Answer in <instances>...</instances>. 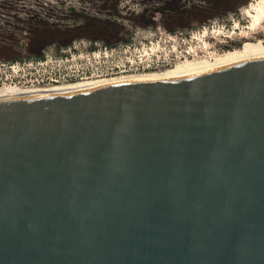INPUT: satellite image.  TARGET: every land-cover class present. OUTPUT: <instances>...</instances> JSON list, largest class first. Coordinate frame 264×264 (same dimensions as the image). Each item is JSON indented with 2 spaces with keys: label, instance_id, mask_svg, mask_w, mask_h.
<instances>
[{
  "label": "water",
  "instance_id": "obj_1",
  "mask_svg": "<svg viewBox=\"0 0 264 264\" xmlns=\"http://www.w3.org/2000/svg\"><path fill=\"white\" fill-rule=\"evenodd\" d=\"M0 264H264V61L0 104Z\"/></svg>",
  "mask_w": 264,
  "mask_h": 264
},
{
  "label": "rangeland",
  "instance_id": "obj_2",
  "mask_svg": "<svg viewBox=\"0 0 264 264\" xmlns=\"http://www.w3.org/2000/svg\"><path fill=\"white\" fill-rule=\"evenodd\" d=\"M163 1L178 4L183 10L207 6L198 0H0V62H42V66H36L22 78H5V74L0 73L1 81L30 85L41 78H62L64 73L84 77L88 72L100 75L88 79H105L195 68L241 58L250 55L247 53L250 45L264 50V21L251 29L248 17L256 0H227L230 10L221 11L205 23H196L192 19L177 23L180 22L177 21L179 14L166 10ZM164 34H170L173 40L165 39ZM150 44L159 46L161 56L176 54L180 60L158 71L114 76H104V72L124 62V56L108 59L100 65L88 60L92 51L104 46L127 45L132 50H142ZM132 56L133 51L126 58ZM77 81L80 80L74 82ZM59 84L66 83L56 85ZM3 87L26 89L36 86Z\"/></svg>",
  "mask_w": 264,
  "mask_h": 264
},
{
  "label": "bare ground",
  "instance_id": "obj_3",
  "mask_svg": "<svg viewBox=\"0 0 264 264\" xmlns=\"http://www.w3.org/2000/svg\"><path fill=\"white\" fill-rule=\"evenodd\" d=\"M248 17L251 19V25H250L251 29L257 28L260 25V23L264 21V0H256V3L251 6V10L248 11ZM247 53H249L250 55L241 58L223 61V62H217L206 66L195 67V68H182V69H174V70H168L164 72H154V73L128 74V75H120L109 78L105 77V79L96 78L100 80L82 79L77 82L72 81L73 83L69 82L66 84H59V85H56L58 84L56 83V84L48 85L50 88L44 86V87H31L26 89H21V88L6 89L3 87L0 88V95H1L0 104L12 103L15 101H21L31 98L47 97L57 94L70 93V92H75L89 88L107 86L111 84L141 83V82L154 81L158 79H166V78L194 75V74H204L212 71L232 68L238 65H246L249 63L264 61V50H261L256 45H250L247 48ZM82 81H86V82H82ZM52 85L56 87H53ZM26 90H30V91H26ZM21 91H25V92H21ZM6 94H11V95H6Z\"/></svg>",
  "mask_w": 264,
  "mask_h": 264
},
{
  "label": "built area",
  "instance_id": "obj_4",
  "mask_svg": "<svg viewBox=\"0 0 264 264\" xmlns=\"http://www.w3.org/2000/svg\"><path fill=\"white\" fill-rule=\"evenodd\" d=\"M199 35L200 33H196ZM165 39L167 40H173V36L170 34H164ZM158 45L153 46V44H150L149 46H146L142 50L134 48L133 50L125 45L121 47H113L108 48L104 46L103 48H100L97 51H92L90 60L94 64L100 65L101 63H105L108 61V59L124 56L125 61L122 62L119 65H115L108 70H105L104 76H114L122 73H139L144 71H155V70H161L162 68L171 67L176 63L177 60H180L176 54L173 55H167L159 54L160 51H158ZM133 51L132 58H126V55H131V52ZM187 55V53H186ZM36 66H42V62H28V63H19V62H12V63H5L0 62V73L5 74L6 76H10V78H22L23 76H26L27 74H30L32 70H35ZM27 73V74H26ZM92 77H100L97 73L91 72L88 75L84 74V77L82 76H76V74L73 73H64V76L61 77H46L41 78L40 80H36V84H30V85H20L19 83H12L10 81L8 84L1 81L0 78V88L3 85H13V86H19V87H27V86H48L51 84L56 83H68L76 80L81 79H88Z\"/></svg>",
  "mask_w": 264,
  "mask_h": 264
},
{
  "label": "trees",
  "instance_id": "obj_5",
  "mask_svg": "<svg viewBox=\"0 0 264 264\" xmlns=\"http://www.w3.org/2000/svg\"><path fill=\"white\" fill-rule=\"evenodd\" d=\"M202 3H205L207 6L204 9H197V8H190L187 10L181 9L178 4H168V1H163L165 4L166 10H171L177 12L178 20L181 21H188L193 20L196 23H205V20L209 19L210 17H215L221 13V11L228 12L230 9L227 8L228 2L227 0H198ZM180 9V10H179ZM45 25V24H43ZM181 25V24H180Z\"/></svg>",
  "mask_w": 264,
  "mask_h": 264
},
{
  "label": "flooded vegetation",
  "instance_id": "obj_6",
  "mask_svg": "<svg viewBox=\"0 0 264 264\" xmlns=\"http://www.w3.org/2000/svg\"><path fill=\"white\" fill-rule=\"evenodd\" d=\"M41 46H43V45H41ZM41 46H40V47H41Z\"/></svg>",
  "mask_w": 264,
  "mask_h": 264
}]
</instances>
